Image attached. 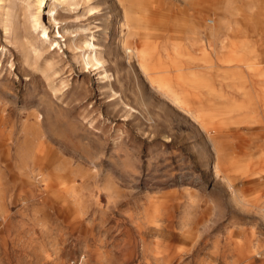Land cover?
<instances>
[{
  "label": "rangeland",
  "instance_id": "1",
  "mask_svg": "<svg viewBox=\"0 0 264 264\" xmlns=\"http://www.w3.org/2000/svg\"><path fill=\"white\" fill-rule=\"evenodd\" d=\"M121 15L117 0H0L4 133L35 128L45 172L72 186L22 191L5 171L0 264H264L263 100L210 121V143L125 53ZM100 48L110 78L88 63ZM208 73L195 92L232 94L236 78ZM215 103L222 115L234 102ZM15 152L18 164L29 151Z\"/></svg>",
  "mask_w": 264,
  "mask_h": 264
},
{
  "label": "bare ground",
  "instance_id": "2",
  "mask_svg": "<svg viewBox=\"0 0 264 264\" xmlns=\"http://www.w3.org/2000/svg\"><path fill=\"white\" fill-rule=\"evenodd\" d=\"M117 1L122 10L124 29L121 47L129 57L138 61L140 72L151 87L195 121L207 134L210 143H215L214 134L208 133L210 121L220 123L225 115L237 109L251 108L248 112L256 114L254 100L264 102V0ZM36 2L41 9L44 0ZM52 19L55 21L57 17ZM34 21L36 27H42L39 14L34 16ZM43 33L49 36L46 28H43ZM58 35L64 37L60 30ZM88 59V63H103V73L110 78L103 48L96 50V55ZM200 68L208 74L215 72L236 78L230 87L232 94L222 85L215 93L209 90L195 92L199 79L208 84L200 78ZM223 98L234 102L229 105L230 109L222 115L212 113L215 101ZM6 119L0 106V196L3 194L1 186L6 179L5 171L12 173L13 183L19 184L22 191L34 190L35 179L38 178L47 191L71 189L67 183L69 179L64 175L45 172L51 163L49 156L34 143L33 134L36 135L37 130L25 127L24 139L15 140L12 134L4 133ZM28 130H32V136ZM15 148L29 151L23 162L18 164ZM222 166L217 162L213 165L216 176ZM20 172L22 174H18ZM31 176L32 183L27 180ZM257 213L264 222V206L259 207ZM253 247L247 258L261 256L260 243L255 242Z\"/></svg>",
  "mask_w": 264,
  "mask_h": 264
}]
</instances>
